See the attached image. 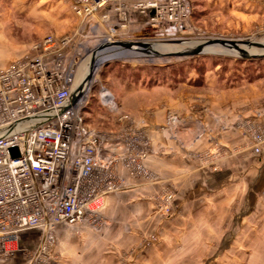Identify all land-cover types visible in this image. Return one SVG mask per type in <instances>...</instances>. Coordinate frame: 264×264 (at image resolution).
Segmentation results:
<instances>
[{"label": "rangeland", "instance_id": "1", "mask_svg": "<svg viewBox=\"0 0 264 264\" xmlns=\"http://www.w3.org/2000/svg\"><path fill=\"white\" fill-rule=\"evenodd\" d=\"M189 1L193 15L186 32L178 39L152 41L142 46L145 42L134 38L128 42L133 43L131 48H126L127 51L122 53L146 54L153 58V62L139 58L126 60L125 55L114 49L118 48L114 44H111L114 46L110 47L111 50H97V55L92 57V49L100 44L101 47L110 45L108 41L102 42L110 35V30L105 28L106 32L98 31L89 49L82 50L78 82L89 81L88 104L83 115L86 123L95 131L120 133V117L126 115L132 123H136L135 113L131 110L137 109L139 104L143 109L145 99L149 97L155 103L151 111L154 113L163 106L161 108H165L167 113V127L173 130L178 129V123L186 115L183 110L175 111L179 106L181 109L188 108L191 113H203L206 119H214L216 136L212 146L200 152L189 150L187 153L204 169L209 168L216 173L222 171L223 164H228L230 158H234L235 167H244L248 161L242 159L250 157V171L244 180H235L228 197L226 192L220 195L212 193L217 205L233 202V223L226 225V218H223L222 225H226L225 231H229L227 237L224 234L221 239L200 240L197 228L203 227L209 220L213 226L220 210L212 211L209 216H201V223L194 230L190 228L188 237L179 238L170 247L173 250H168L170 253L155 254L154 264H264V169L258 180L257 168L260 166L256 164L258 157H264V12L255 15L256 10L252 11L264 9V0ZM68 6L65 0H0V58L6 59H0V66L30 56L33 46L48 35L74 33L82 22ZM124 33L118 32L115 39H126L129 32ZM216 41L237 42L238 49L245 50L246 56L240 55L242 53L236 48L223 47L219 43L216 45ZM198 47L205 52L197 56L182 55ZM93 58L98 64L94 71L91 64ZM216 81L217 87L214 86ZM137 85L157 89V94L151 97L142 95L139 101L138 90L130 93V88ZM159 87L165 90L162 92ZM116 91L119 95L114 98ZM106 92L112 97L113 104L102 102V94ZM166 95L168 99L164 98V103L157 105L156 101L162 102ZM134 128L146 133L141 128ZM230 129L239 134V142L228 140L229 146L225 147V132ZM146 135L149 154L143 165L149 170V176L137 178L152 183L158 179L147 166L152 149L150 138ZM256 148L260 149L259 154L255 152ZM122 172L136 177L123 163L117 167L121 178ZM243 181L249 182L247 191L241 190ZM124 187L123 181L115 193ZM172 195L176 196L174 193ZM157 210L162 220L167 219L163 222V226H167L171 214L166 217L158 207ZM105 225L104 219L98 231ZM150 241L154 253L167 248L157 235H153ZM33 249L29 247L25 251ZM131 253L127 252L123 258L127 260Z\"/></svg>", "mask_w": 264, "mask_h": 264}, {"label": "built area", "instance_id": "2", "mask_svg": "<svg viewBox=\"0 0 264 264\" xmlns=\"http://www.w3.org/2000/svg\"><path fill=\"white\" fill-rule=\"evenodd\" d=\"M70 5L83 23L114 13L109 44L120 43L117 33L128 31L131 11L145 17L154 35L150 42L178 39L193 15L189 0H70ZM110 21L107 12L102 23ZM76 38L48 35L30 56L0 66V258H13L23 235L39 232L37 247L25 252L27 264H62L58 227L67 225L77 234L83 225L101 228L106 198L123 184L117 167L123 163L131 175L149 176L143 165L147 135L128 116L119 119L121 134L98 132L86 123L89 81L78 82L83 55L75 51ZM101 99L113 104L107 92ZM173 202L166 193L157 207L168 217Z\"/></svg>", "mask_w": 264, "mask_h": 264}, {"label": "crops", "instance_id": "3", "mask_svg": "<svg viewBox=\"0 0 264 264\" xmlns=\"http://www.w3.org/2000/svg\"><path fill=\"white\" fill-rule=\"evenodd\" d=\"M65 1L72 12L70 0ZM55 9H57V6ZM255 10V13H257L255 15H260L264 12V9H252V11ZM107 12L110 14L111 21L102 23V16ZM107 12H102L85 23L79 22L80 26L72 33L78 34L75 39L77 43L75 51L79 50L82 53L83 48L89 49L88 46L92 45L100 29L106 32L105 28L116 27L114 13ZM129 17V31L126 32L129 33L125 37L126 39L122 38L123 40H120L117 38L118 41L127 44L131 42L130 39L139 38L145 42V45L148 44L150 42L148 40L153 38L154 35L148 29L145 17L132 11ZM102 42L106 41L102 40ZM97 47L90 49L94 53ZM126 48L130 49L131 47H118L114 49H118V53L122 54L125 53L124 51H127ZM122 55H125L123 57L126 60L139 58L146 59L147 62L154 61L151 56L142 55V53L140 56L135 54ZM0 59L2 60L3 58ZM217 85L216 81L214 86L217 87ZM149 88L148 85H141L140 87L138 85L137 87L132 86L130 93L138 90V94L136 93L138 100L141 99L140 96L142 95H149L151 97L153 94H157V89ZM162 88L164 87H159L160 91L163 92L165 89ZM142 92H145V94ZM118 95L119 93L116 91L114 98ZM148 98L146 97L145 99L143 109L141 108V104L138 103V108L131 111L135 113L133 114L136 121L134 126L146 131L150 138L152 154L146 162L148 168L152 170L158 180L146 183L144 179L132 177L122 172L121 176L125 187L118 193L107 196L103 210V218L106 225L100 231L83 225L79 227L80 233L76 235L74 228L60 225L56 233V252L60 255L62 264H154V256L170 253L173 250L170 247L179 238L185 239L188 237L190 228L194 230L201 223V216H209L212 214V211L214 212L218 209L220 210L219 216L213 226L212 221L209 220L203 227L197 228L200 234L198 238L200 240L221 239L224 234L227 237L229 231H225V227L228 223H233V202L217 205L218 202H214L212 193L220 195L226 192L227 196L228 192L234 188L236 179L244 180L246 174L251 169L250 157L242 159L248 161L247 166L244 164V167H235L234 158H230L229 163H224L222 171L219 173L209 168L204 169L201 163L193 161L187 152L189 150L200 152L212 146L216 136L215 120L212 118L206 119L203 113H198L197 111L191 113L186 107L185 109L183 107L181 109L179 106L178 108L180 109L176 107L177 110L174 107L175 111L183 110L186 115L184 116V120L178 123V129L173 130L167 127L165 108H161L163 107L161 106L153 113L151 108L154 107L155 103L153 102L154 100L151 101ZM164 98L168 99V96L163 97L162 102H158L159 100H157V105L164 103ZM238 136V133L230 129L225 132L224 138L226 142L223 145L225 147L229 146L228 140L238 143ZM235 160L241 161L239 158ZM256 164L260 166L257 168V179L259 180L262 175L261 172L264 169V157H258ZM262 179L264 183V177ZM247 184L249 182L243 181L241 190L247 191L249 187ZM166 193H174L176 196H174L170 222L167 226H163V222L167 221V219L162 220L159 217L157 198ZM224 217L226 218L225 226L222 225ZM203 231L205 232L204 235ZM230 232L233 231L231 230ZM153 235H157L158 239L163 241L162 244H165V247H167L165 251L154 253L155 251L150 244ZM39 240V232L24 234L21 240L20 251L13 258H0V264H27L25 255L27 251L25 250L29 247L35 249ZM127 252L133 253L126 260L123 258V255Z\"/></svg>", "mask_w": 264, "mask_h": 264}, {"label": "water", "instance_id": "4", "mask_svg": "<svg viewBox=\"0 0 264 264\" xmlns=\"http://www.w3.org/2000/svg\"><path fill=\"white\" fill-rule=\"evenodd\" d=\"M216 42H217L216 45H218V43H219V45L220 46H223V47L234 48V49L236 48V50H238L240 53H242L240 55H242L243 57L246 56V54H245L246 51L245 50H241V49L239 50L238 49L239 46H238V43L237 42H233V41H216ZM209 44H211V43H209ZM114 46H118V47H129L128 44H124V43H116V44H114ZM142 46H146V45L145 44L144 45L142 44ZM110 47H113V45L101 47V50H105V49H108ZM204 52L205 51H203L202 49H200L198 47L197 49H195L193 51L184 52V53H182V55H186V56L187 55L188 56H197V55H201ZM91 64L93 65V71H94L97 68V65H98V64L95 63L94 58H93ZM12 154H13V157L14 158H17L18 157L17 149H12Z\"/></svg>", "mask_w": 264, "mask_h": 264}, {"label": "bare ground", "instance_id": "5", "mask_svg": "<svg viewBox=\"0 0 264 264\" xmlns=\"http://www.w3.org/2000/svg\"><path fill=\"white\" fill-rule=\"evenodd\" d=\"M109 42V41H108ZM111 43V42H110ZM111 45V44H110Z\"/></svg>", "mask_w": 264, "mask_h": 264}]
</instances>
